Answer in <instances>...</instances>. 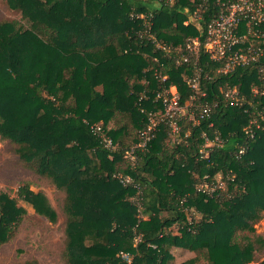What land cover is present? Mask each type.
<instances>
[{
    "label": "trees",
    "instance_id": "trees-1",
    "mask_svg": "<svg viewBox=\"0 0 264 264\" xmlns=\"http://www.w3.org/2000/svg\"><path fill=\"white\" fill-rule=\"evenodd\" d=\"M5 1L21 12L24 24L0 21V137L15 144L26 166L66 193L67 264H119L121 251L134 255L133 264L256 261L264 246L254 227L264 216V125L253 127V137L247 133L248 106L222 102L199 123L181 119L177 136L160 124L135 163L125 157L149 112L160 107L155 98L163 85H176L182 102L188 100L192 67L174 57L187 38H204L218 12L215 0ZM199 63L208 100L236 87L264 105V95L255 98L252 91L264 87V57L223 73L201 46ZM159 71L168 75L163 83ZM94 123H102L115 149L92 132ZM215 132L223 145L203 148V133L214 138ZM118 173L131 176L133 184L124 185ZM219 175L225 190L213 196L197 191L204 177L216 182ZM18 198L58 221L44 192L24 183ZM193 212L198 222H192ZM25 213L17 198L0 193V244ZM173 246L192 254L176 262Z\"/></svg>",
    "mask_w": 264,
    "mask_h": 264
},
{
    "label": "built area",
    "instance_id": "built-area-1",
    "mask_svg": "<svg viewBox=\"0 0 264 264\" xmlns=\"http://www.w3.org/2000/svg\"><path fill=\"white\" fill-rule=\"evenodd\" d=\"M215 2L218 5V12L208 22L204 38L201 39L198 36L187 38L184 48L179 47L174 57L178 65L187 64L192 67L191 74L187 79L190 87L188 100L185 103L182 102L176 85L162 86L155 98V101L160 102V107L149 112L148 122L140 132L139 141L126 151L125 157L131 164L137 161L138 151L145 149L155 137L160 124L167 123L173 135L177 136L182 129L181 119L187 118L199 123L201 119L210 117L212 111L222 102L227 106L249 107L248 111H251L252 116L245 130L251 137L254 136L253 127L264 125V105L258 100L248 99L236 87L222 88L220 96L211 101L208 100V92L201 85L203 68L199 63L201 46L204 47L211 60L222 64L219 72L232 73L238 67H246L259 62L264 57V0H215ZM194 15L199 17L197 12ZM147 24L149 26V23ZM150 28L149 26L147 32L151 38H155L150 32ZM157 46L163 49L167 47L160 42H157ZM167 49L171 50V47L169 46ZM157 77L163 83L168 75L159 71ZM205 77L208 76L205 75ZM259 78L264 84V66L260 69ZM252 91L255 98L264 95V87L262 89L254 87ZM245 110L247 111V109ZM210 126H213V122L210 123ZM91 130L95 135L102 137V142L106 147L116 148L113 139L106 134L102 123L92 124ZM214 135V138H211L203 133L205 139L203 148L223 145L224 140L221 135L218 132H215ZM244 152L245 147L240 148L239 153ZM205 155L207 156V153ZM116 176L124 185L133 184V179L129 175L118 173ZM135 186L138 187V193L141 194L140 186ZM196 189L198 192L213 196L218 190H225V183L220 180L209 182L206 176L196 185ZM135 199L140 200V196L135 197L134 201ZM185 201L186 198L182 200V203ZM138 205L140 207L141 204L138 202ZM139 240H141V236L138 235L136 241ZM119 255L121 257L119 264H133L134 255L132 253L121 251Z\"/></svg>",
    "mask_w": 264,
    "mask_h": 264
},
{
    "label": "rangeland",
    "instance_id": "rangeland-1",
    "mask_svg": "<svg viewBox=\"0 0 264 264\" xmlns=\"http://www.w3.org/2000/svg\"><path fill=\"white\" fill-rule=\"evenodd\" d=\"M8 19H15L20 24H24L21 12L11 9L5 0H0V21ZM217 179L224 182L221 175ZM24 183L29 184L30 188L36 192L42 191L47 194L58 212L57 222L53 223L39 215L33 205L18 198L19 187ZM0 193L17 198L19 205L26 209L13 236L7 242L0 244V264H24L27 260H36L39 264H67L65 258L67 217L63 208L66 193L49 179L26 166L19 157L15 144L1 137ZM190 209L191 212L194 210V208ZM193 213L192 221L198 222L200 215ZM254 227L255 233L264 238V216L255 223ZM174 231L179 233L177 227ZM170 253L172 258L178 261L192 254L188 249L178 246H173ZM257 253L258 258L251 264H258L264 258V246H260ZM201 262L204 263V261Z\"/></svg>",
    "mask_w": 264,
    "mask_h": 264
},
{
    "label": "crops",
    "instance_id": "crops-1",
    "mask_svg": "<svg viewBox=\"0 0 264 264\" xmlns=\"http://www.w3.org/2000/svg\"><path fill=\"white\" fill-rule=\"evenodd\" d=\"M189 257H190V255H189ZM187 259V258H186ZM186 259H183V260H181V261H178L177 259H175V261L176 262H182V261H184V260H186Z\"/></svg>",
    "mask_w": 264,
    "mask_h": 264
}]
</instances>
